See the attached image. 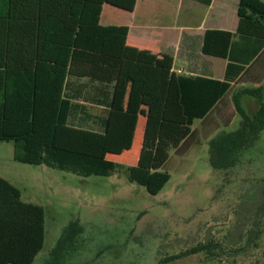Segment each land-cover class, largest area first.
Here are the masks:
<instances>
[{"label":"trees","instance_id":"trees-1","mask_svg":"<svg viewBox=\"0 0 264 264\" xmlns=\"http://www.w3.org/2000/svg\"><path fill=\"white\" fill-rule=\"evenodd\" d=\"M104 3L133 10L137 0H11L12 7L41 9L38 22L43 20L52 28L39 32L43 42L58 36L56 20L59 29L65 30L60 33V41L72 53L69 64L60 57L59 63L52 66L53 78L41 86L34 81L33 66L28 79L0 80V141H13L15 158L21 162L45 164L82 176L123 171L130 181L157 194L171 178L169 172L160 170L170 158V151L185 145L194 121L214 108L264 49V0L239 1L235 32L206 31L203 52L229 60L223 80L184 76L159 64L124 58L119 45L128 35V26L96 25L97 32L78 30L71 20L72 5ZM40 50L39 42L35 59ZM128 80L141 83L142 101L149 112L138 161L125 166L111 156L122 155L134 144L139 114L127 111L123 104ZM246 95L258 100L255 112L250 113L244 106ZM233 102L241 117L240 126L209 142V159L216 169L237 166L264 131V85L239 88ZM84 103L100 109L102 130L72 121ZM257 214L263 221L264 197ZM72 228L76 230L74 223ZM260 229L257 225L255 230ZM45 234L44 207L22 200L20 188L0 176V264H32L44 246ZM218 244L214 240L200 242L184 254L201 250L214 254Z\"/></svg>","mask_w":264,"mask_h":264},{"label":"rangeland","instance_id":"rangeland-1","mask_svg":"<svg viewBox=\"0 0 264 264\" xmlns=\"http://www.w3.org/2000/svg\"><path fill=\"white\" fill-rule=\"evenodd\" d=\"M236 90L224 98L229 97L222 114L226 120L211 129L196 120L187 144L170 151L160 170L171 178L157 194L130 181L123 171L82 176L21 162L15 158L14 142L0 141V176L20 188L22 200L45 209L44 246L32 264H264V217L259 221L257 214L264 197V131L237 166L216 169L209 159L210 140L240 126L232 106ZM242 100L250 113L259 106L252 96ZM77 116L78 110L74 123ZM136 137L130 152L111 158L125 166L136 164ZM209 240L220 243L214 254H184Z\"/></svg>","mask_w":264,"mask_h":264},{"label":"crops","instance_id":"crops-1","mask_svg":"<svg viewBox=\"0 0 264 264\" xmlns=\"http://www.w3.org/2000/svg\"><path fill=\"white\" fill-rule=\"evenodd\" d=\"M239 1L211 0L210 4H206L201 0H137L133 10L109 3L99 6V9L92 4H73L71 20L78 25V30L87 32H97L96 25L128 26V35L119 45V51H123L124 58L159 64L184 76L223 80L229 60L204 53V36L209 29L235 32L239 25ZM108 9L120 11V17L108 13ZM40 14V8L26 5L12 7L11 0H0V80L28 79L31 76L30 67L33 66L34 81L41 86L53 78L52 66L59 63L60 57L66 59L69 64L72 50L64 41H60V33L65 30L59 29L55 20L54 29L58 31V36L49 41H41L39 32L49 29L51 31L52 28L45 26L43 20L38 22L37 17ZM89 37L92 38L93 35ZM235 39L238 40L239 37ZM39 42L40 56L35 59ZM259 85H264V49L256 60L237 76L231 89L214 108L204 118L196 120H200V125L204 128L217 127L219 122L226 120L222 114L229 107V97L224 99L225 96L234 88L238 90L244 86ZM138 93L139 96L136 95ZM84 104L78 110L79 122L75 124L84 126L82 123L88 122L92 126L84 127L102 130V119L98 115L100 109ZM123 104L127 111L139 114L135 137L137 136L140 142L138 150L132 154L137 160L149 112V106L142 101L140 82L128 80ZM232 106L234 108V103ZM193 126V132L185 145L196 131Z\"/></svg>","mask_w":264,"mask_h":264}]
</instances>
